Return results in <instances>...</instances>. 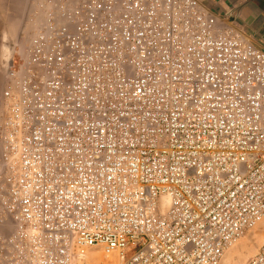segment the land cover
Wrapping results in <instances>:
<instances>
[{"label":"built area","instance_id":"2783aa9c","mask_svg":"<svg viewBox=\"0 0 264 264\" xmlns=\"http://www.w3.org/2000/svg\"><path fill=\"white\" fill-rule=\"evenodd\" d=\"M42 2L3 62L0 264H222L264 218V49L199 0Z\"/></svg>","mask_w":264,"mask_h":264},{"label":"crops","instance_id":"0c3cea01","mask_svg":"<svg viewBox=\"0 0 264 264\" xmlns=\"http://www.w3.org/2000/svg\"><path fill=\"white\" fill-rule=\"evenodd\" d=\"M42 1L44 2V0H0V92L6 80L4 59H8L9 55L14 57L16 47L12 45H16L32 32L38 4ZM199 1L217 13L231 10L230 17H234L232 18L234 24L241 28L256 45L264 49V11L256 6L253 0ZM8 16H14V21L9 23ZM14 36L18 37L17 40L10 41L9 38Z\"/></svg>","mask_w":264,"mask_h":264},{"label":"rangeland","instance_id":"374dc122","mask_svg":"<svg viewBox=\"0 0 264 264\" xmlns=\"http://www.w3.org/2000/svg\"><path fill=\"white\" fill-rule=\"evenodd\" d=\"M12 21H14V16H8V22L11 23ZM15 37L16 36H14V38H9L10 41L17 40L18 37ZM10 41H7L8 44ZM263 242L264 218L255 228L247 231V233L227 251L225 256L227 258V255L230 253L229 257L228 259L224 257L222 264H239L248 256L254 254ZM84 264H117V259L115 256L106 257L105 254L99 251L95 254V258L87 260Z\"/></svg>","mask_w":264,"mask_h":264},{"label":"flooded vegetation","instance_id":"af4514ba","mask_svg":"<svg viewBox=\"0 0 264 264\" xmlns=\"http://www.w3.org/2000/svg\"><path fill=\"white\" fill-rule=\"evenodd\" d=\"M256 6L260 7L264 11V0H253Z\"/></svg>","mask_w":264,"mask_h":264},{"label":"bare ground","instance_id":"6f19581e","mask_svg":"<svg viewBox=\"0 0 264 264\" xmlns=\"http://www.w3.org/2000/svg\"><path fill=\"white\" fill-rule=\"evenodd\" d=\"M259 229H260V228H259ZM235 244H236V243H234L233 245H235ZM233 245H232V246H233ZM232 246H231V247H232ZM231 247H230V248H231ZM230 248H229V249H230ZM229 254H230V253H229ZM229 254L227 255V258H226V256H225L226 259H228Z\"/></svg>","mask_w":264,"mask_h":264}]
</instances>
